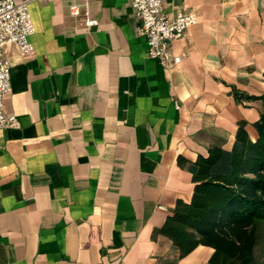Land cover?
<instances>
[{
    "label": "crops",
    "instance_id": "0c3cea01",
    "mask_svg": "<svg viewBox=\"0 0 264 264\" xmlns=\"http://www.w3.org/2000/svg\"><path fill=\"white\" fill-rule=\"evenodd\" d=\"M164 7L199 15L172 68L148 56L132 0L30 3L35 49L5 54L18 124L0 128V264H212V246L180 257L161 228L192 199L190 163L231 148L241 122L258 137L264 0Z\"/></svg>",
    "mask_w": 264,
    "mask_h": 264
},
{
    "label": "trees",
    "instance_id": "16d2710c",
    "mask_svg": "<svg viewBox=\"0 0 264 264\" xmlns=\"http://www.w3.org/2000/svg\"><path fill=\"white\" fill-rule=\"evenodd\" d=\"M254 125L257 139L241 122L231 148L214 145L189 164L192 199L178 200L161 228L180 257L205 244L215 249L212 264H264L255 257L264 222V109Z\"/></svg>",
    "mask_w": 264,
    "mask_h": 264
},
{
    "label": "built area",
    "instance_id": "2783aa9c",
    "mask_svg": "<svg viewBox=\"0 0 264 264\" xmlns=\"http://www.w3.org/2000/svg\"><path fill=\"white\" fill-rule=\"evenodd\" d=\"M33 1L0 0V128L15 127L18 124L17 115L7 112L5 108V98L12 89V65L5 54L9 45H14L22 56L34 51L31 36L36 32V25L30 11V3ZM132 6L141 20L139 31L146 38L148 56L159 60L165 68L179 64L186 51L173 52L170 42L182 38L188 28L198 22L197 11L183 8L176 14H170L165 10L164 0H132ZM70 12L79 16L80 5L72 3ZM84 21L89 27L99 24L97 19L88 15Z\"/></svg>",
    "mask_w": 264,
    "mask_h": 264
},
{
    "label": "rangeland",
    "instance_id": "374dc122",
    "mask_svg": "<svg viewBox=\"0 0 264 264\" xmlns=\"http://www.w3.org/2000/svg\"><path fill=\"white\" fill-rule=\"evenodd\" d=\"M259 242L255 247V257L258 261L264 262V222L258 227Z\"/></svg>",
    "mask_w": 264,
    "mask_h": 264
}]
</instances>
